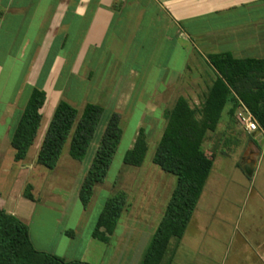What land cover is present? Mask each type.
Here are the masks:
<instances>
[{
    "label": "crops",
    "instance_id": "1",
    "mask_svg": "<svg viewBox=\"0 0 264 264\" xmlns=\"http://www.w3.org/2000/svg\"><path fill=\"white\" fill-rule=\"evenodd\" d=\"M202 49L208 55L200 54V61L194 62L200 71L204 66L213 72L207 57L215 54L229 53L237 60L264 59V0H0V68L7 61L23 63L29 69L27 100L35 87L46 93L40 127L24 161L15 162L11 137L27 100L22 111L6 113L14 118L9 115L7 123L4 117L0 121L6 125L0 141V210L28 227L36 251L65 262L91 264L88 248L71 259L61 241L51 249L39 242L36 245L30 229L45 171L49 170L39 161L40 151L58 104L79 98L84 100V108L92 93L98 97L106 92L91 85L97 70L101 68L108 76L112 72L115 78L110 82L119 85L112 95H106L113 104L110 111L94 104L105 110L98 136L112 114L122 117L131 113L130 102L142 98L139 84H157L151 110L158 108L156 101L168 98L172 88L182 82L172 71L176 60L183 54L185 63L189 51ZM108 66L113 69L106 72ZM199 78L201 81L203 76ZM215 78L214 74L210 86ZM160 84H165L164 88ZM205 89L203 99L209 87ZM150 116L152 112L145 111L143 124ZM247 136L252 140L233 164L230 180L221 173L212 178L210 173L193 213L196 219L199 216L195 250L206 249V214L199 210L205 194L206 202L219 209L216 230L209 237L212 258L224 249L216 264H264V134ZM87 173L83 172L84 179ZM84 179L76 187L78 196ZM28 187L32 199L26 197ZM62 235L73 237L67 231ZM186 239L184 234L175 247L172 244L170 254L185 245Z\"/></svg>",
    "mask_w": 264,
    "mask_h": 264
},
{
    "label": "rangeland",
    "instance_id": "2",
    "mask_svg": "<svg viewBox=\"0 0 264 264\" xmlns=\"http://www.w3.org/2000/svg\"><path fill=\"white\" fill-rule=\"evenodd\" d=\"M200 54L208 55L203 49L197 52L191 50L188 52L185 63L183 54L179 60H176L172 71L181 76L178 77L182 82L172 88L168 98L157 100L158 108L153 111L151 98L154 94L156 95L157 84L152 82L139 84L143 90L142 98L139 100L134 98L129 105L131 113L122 116L120 125L122 136L119 145L104 182L94 188L86 208L82 206L76 187L84 179L83 172L86 174L89 171L102 133L99 132L95 143L82 162H76L70 158L68 154L70 141L68 140L56 168L53 171H45L44 186L41 188L39 202L30 220V229L36 245L39 242L42 247L51 249L61 241L65 244L64 249L71 259L78 258L80 253L88 248L90 255L88 261L91 264L141 263L177 183L175 177L165 174L152 163L156 146L167 124L162 114L171 109L179 96L185 97L184 99L192 109H200L204 101L205 87H210V81L214 77V73L209 68L201 65L203 69L200 71L197 64H194L195 61H200L198 57ZM0 69V121L4 117L3 121L7 123V118L13 111L23 110L22 107L29 94L26 89L28 73H26L27 67L23 66V63L19 66L17 61H7ZM106 69V72H109L113 68L108 66ZM100 70L101 68L97 70L91 85L103 88L106 92L98 97L92 93L86 103L102 105L108 112L113 104L106 95H112L119 84L110 82L115 78L112 72H109L108 76ZM200 76H203L201 81ZM106 79L109 80L108 83L101 82ZM103 95L104 97H101ZM67 101L73 104L78 112H82L84 100L78 98ZM145 111L150 114L152 112L153 116H150L149 121L143 124L142 118ZM8 112L10 114H6ZM10 117L14 118L12 115ZM227 117L225 115L214 133H208L203 149L207 157H214L211 177L221 173L230 180L233 164L240 160L245 152V146L252 139L242 131L236 119L231 122ZM13 120L11 123H14ZM141 128L145 130L148 145L146 156L141 167H127L124 165V158L132 149ZM5 130L6 125L0 124V141ZM210 187L209 183L208 190ZM51 189H53L52 193ZM121 196L125 197V207L110 242L104 244L93 239L92 233L106 203L110 199ZM207 197L208 195L205 194L199 210L206 214L204 222L207 223L208 246L205 247L206 249L195 250V237L199 234L197 228L199 216L196 219L197 215H193L185 232L187 243L180 248L177 247L172 264H216L219 254L221 258L224 249H219L218 256L214 254L217 258H212L209 252V237L211 232L216 230L214 222L220 212L219 209L211 207V201L206 202ZM66 231L72 233V239L62 235ZM175 242L174 240L171 243L170 250L177 245Z\"/></svg>",
    "mask_w": 264,
    "mask_h": 264
},
{
    "label": "trees",
    "instance_id": "3",
    "mask_svg": "<svg viewBox=\"0 0 264 264\" xmlns=\"http://www.w3.org/2000/svg\"><path fill=\"white\" fill-rule=\"evenodd\" d=\"M215 80L199 110L178 98L164 118L167 121L152 159L153 165L176 178L177 183L166 206L159 227L140 264H172L170 243L178 244L185 234L196 205L211 173L214 157H207L203 144L208 133H214L227 116L235 119L239 105L252 115L264 134V59L237 60L229 53L207 57ZM46 102V93L33 88L26 106L17 120L11 137L15 162L24 161L37 136ZM105 110L98 105L86 104L81 114L71 104L61 101L54 113L44 138L39 161L53 171L68 142L69 156L82 162L104 123ZM122 117L112 114L99 141L94 159L81 186L79 199L86 208L93 190L106 178L119 145ZM148 150L145 130L140 129L136 141L124 158L127 167H141ZM264 156V152H263ZM26 197L32 199L29 193ZM125 207V197L110 199L100 215L92 238L108 244ZM0 264H86L65 262L55 256L34 249L28 227L12 215L0 210Z\"/></svg>",
    "mask_w": 264,
    "mask_h": 264
},
{
    "label": "built area",
    "instance_id": "4",
    "mask_svg": "<svg viewBox=\"0 0 264 264\" xmlns=\"http://www.w3.org/2000/svg\"><path fill=\"white\" fill-rule=\"evenodd\" d=\"M235 117L238 124L248 135L260 132L256 121L254 120L252 115L245 109L244 106H238Z\"/></svg>",
    "mask_w": 264,
    "mask_h": 264
},
{
    "label": "water",
    "instance_id": "5",
    "mask_svg": "<svg viewBox=\"0 0 264 264\" xmlns=\"http://www.w3.org/2000/svg\"><path fill=\"white\" fill-rule=\"evenodd\" d=\"M6 214L10 215L7 211H4Z\"/></svg>",
    "mask_w": 264,
    "mask_h": 264
}]
</instances>
